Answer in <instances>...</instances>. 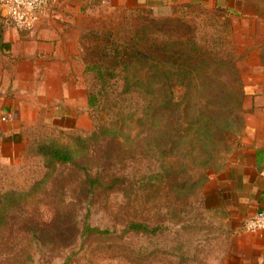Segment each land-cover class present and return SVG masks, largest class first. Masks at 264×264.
<instances>
[{
	"label": "trees",
	"instance_id": "16d2710c",
	"mask_svg": "<svg viewBox=\"0 0 264 264\" xmlns=\"http://www.w3.org/2000/svg\"><path fill=\"white\" fill-rule=\"evenodd\" d=\"M145 12L152 17L134 30L128 44L120 45L97 32L87 33L82 40L84 73L96 84L87 88L89 106L98 103L102 90L121 68L122 92L145 98L136 120L140 130L135 134L132 129L126 131L128 127L135 130L132 114L127 128L117 119L98 127L89 138L95 141L92 144L81 138L73 145L50 141L38 145L35 152L45 158V178L60 185V194L72 187V178L79 174L89 195L100 193L107 200L112 192H124L123 204L110 210L118 217L115 223L120 221L124 232L148 238L139 255L129 251V261L203 264L210 252L207 249L211 250L205 236L210 226L203 187L244 133L246 95L233 53L200 42L191 26L179 18ZM165 29L172 35L165 42L149 34ZM123 164L130 165V171ZM66 168L70 172L64 175ZM161 183L167 184V193L158 189ZM20 195L24 193L16 190L0 193V264H24L30 258L29 249L19 245L26 234L10 230V211ZM147 203L153 208L163 205L165 216L157 221L143 218L139 208L129 212ZM85 230L109 238L118 232L117 228L101 230L89 225ZM163 233L170 236V243L160 245L158 238ZM116 240L122 246L118 252L126 253L123 239L117 236ZM121 256L120 261H126Z\"/></svg>",
	"mask_w": 264,
	"mask_h": 264
},
{
	"label": "crops",
	"instance_id": "0c3cea01",
	"mask_svg": "<svg viewBox=\"0 0 264 264\" xmlns=\"http://www.w3.org/2000/svg\"><path fill=\"white\" fill-rule=\"evenodd\" d=\"M100 10L157 17L208 10L226 22L227 52L237 58L246 95V126L238 149L203 187L211 248L203 264H264V231L244 228L264 209V0H53L47 16L28 31L0 17V116L19 119L4 121L11 122L4 127L5 143L24 140L20 122L35 124L46 108L62 122L60 107L76 104L72 93L83 89L85 72L83 36Z\"/></svg>",
	"mask_w": 264,
	"mask_h": 264
},
{
	"label": "rangeland",
	"instance_id": "374dc122",
	"mask_svg": "<svg viewBox=\"0 0 264 264\" xmlns=\"http://www.w3.org/2000/svg\"><path fill=\"white\" fill-rule=\"evenodd\" d=\"M171 16L187 22L193 35L207 46L225 52L231 49V45L226 42V22L220 21L217 12L198 10ZM150 17L152 15L145 11H96L92 26L84 35L97 32L120 45H125L131 41L134 30L142 27ZM179 27L181 26H178V30ZM165 30H153L149 34L158 41L165 42L171 35ZM183 31L190 33L186 28H183ZM76 77L78 79L79 76ZM82 83L81 92L72 93L76 104L67 108L60 107L59 112L65 111V114L59 115L62 122H56L54 119L53 108H46L42 111L40 120L33 125L15 123L23 127L24 140H18L22 142L5 143L6 139L2 138V134L5 132L4 127L11 122L4 123L0 116V193L10 190L24 193L20 195L19 203L11 208L12 228L8 225L12 232L23 236L26 234L19 244L20 247L26 246L29 249L30 258L24 264H140V260L129 261L127 256L132 250L139 255V249L148 243L145 235L124 232L126 228L120 225V221L115 223L118 217L110 210L120 206L121 202L123 204L124 192H112L107 200L100 196V193L89 195L84 178L79 174L80 177L77 175L72 178V187L60 194V185L45 178L48 168L45 166V158L35 152L38 145L50 141L73 145L77 138L88 140L92 144L95 141L89 138L94 130L100 126H109L116 119L127 128L132 114L134 121L131 125L135 130L128 127L126 131L132 129L135 134L140 130V127L136 126V120L141 116L145 98L136 92H122L124 82L121 68L118 69V75L102 90L94 107L88 104L87 88L96 84L84 72ZM71 116L75 117V122L70 120ZM17 120L19 119H16L15 114L12 122ZM232 145L233 150L238 149V138ZM130 167L126 166L125 170L130 171ZM63 172L66 175L70 168ZM160 188L162 193H167V184L161 183L158 189ZM153 207L150 203L137 204L129 212L133 213L139 208L143 218L150 217L160 221L165 216L164 206ZM87 225L101 230L114 231L117 228L118 232L111 235L110 239L109 236L99 235L95 231L87 233ZM117 236L118 239H123L128 248L126 253L122 250L118 252L122 246L116 240ZM164 236L163 233L158 238L160 245L170 243L167 239L170 236ZM122 254L125 256L124 262L120 261Z\"/></svg>",
	"mask_w": 264,
	"mask_h": 264
},
{
	"label": "built area",
	"instance_id": "2783aa9c",
	"mask_svg": "<svg viewBox=\"0 0 264 264\" xmlns=\"http://www.w3.org/2000/svg\"><path fill=\"white\" fill-rule=\"evenodd\" d=\"M53 0H0V17L7 19L17 29L32 30L50 11ZM15 114L7 113L3 121L13 119ZM244 228L251 232L264 231V209L250 216Z\"/></svg>",
	"mask_w": 264,
	"mask_h": 264
}]
</instances>
